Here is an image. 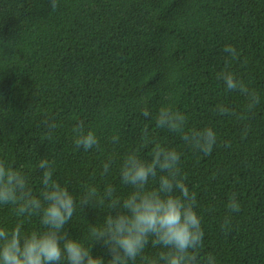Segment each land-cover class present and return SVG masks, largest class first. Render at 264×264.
<instances>
[{
	"label": "trees",
	"instance_id": "trees-1",
	"mask_svg": "<svg viewBox=\"0 0 264 264\" xmlns=\"http://www.w3.org/2000/svg\"><path fill=\"white\" fill-rule=\"evenodd\" d=\"M58 2L51 10L48 0H0V160L22 169L35 193L42 188L38 162L47 159L53 178L77 201L85 184L100 191L112 184L124 195L130 188L119 179L121 159L133 148L150 156L154 143L142 138L147 127L153 142L180 153L186 184L196 193L200 264L210 254L215 264H264V0ZM228 44L238 58L223 51ZM226 67L259 96L253 110L218 79ZM165 104L187 117L186 128L216 132L210 155L156 127ZM220 105L236 115L220 114ZM80 121L96 133L98 147L77 148L73 128ZM233 192L240 210L225 230ZM107 211L78 205L65 231L86 237ZM16 219L11 207L0 206V224ZM36 227L37 217L24 225ZM157 251L149 245L146 254ZM91 252L110 258L100 242Z\"/></svg>",
	"mask_w": 264,
	"mask_h": 264
},
{
	"label": "clouds",
	"instance_id": "clouds-1",
	"mask_svg": "<svg viewBox=\"0 0 264 264\" xmlns=\"http://www.w3.org/2000/svg\"><path fill=\"white\" fill-rule=\"evenodd\" d=\"M48 7L55 10L58 0H48ZM223 51L232 59L238 52L231 44ZM228 91H238L247 98V109L253 110L260 102L243 80L225 68L218 74ZM220 114L236 115L220 105ZM141 115L151 116L144 108ZM157 128L178 133L186 145L204 156L212 153L217 143V134L211 127L188 129L187 117L170 105H162L155 115ZM49 131L56 125H47ZM74 143L77 148L90 150L99 146L96 133L86 128L83 121L74 128ZM142 138L154 143L151 154L144 158L136 148L123 155L119 165V179L130 191L120 195L112 184L100 191L95 184H85L79 201L67 186L54 179L53 162L40 159L42 188L35 193L29 176L12 163L0 160V206L11 207L16 222L0 224V264H200L199 250L203 246L204 230L198 215L196 193L186 184L187 174L181 169V155L171 147L153 142L145 127ZM113 143L119 137H112ZM225 147L229 143L225 142ZM111 160L102 166V176L110 171ZM108 209L102 220L89 224L87 236L73 238L65 231L72 222L79 205ZM237 194L228 197L227 211L221 225L230 224L231 213L239 212ZM114 213V214H113ZM37 217L39 227L25 229V222ZM94 242L108 249L110 258L93 255ZM149 245L157 249L155 256L146 254ZM206 264H215L210 254Z\"/></svg>",
	"mask_w": 264,
	"mask_h": 264
}]
</instances>
